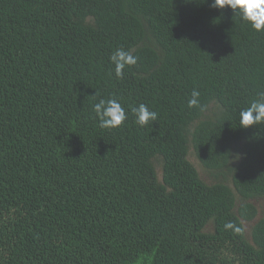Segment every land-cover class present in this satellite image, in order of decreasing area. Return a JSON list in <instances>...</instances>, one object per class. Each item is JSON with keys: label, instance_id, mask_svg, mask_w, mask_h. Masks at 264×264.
Here are the masks:
<instances>
[{"label": "trees", "instance_id": "16d2710c", "mask_svg": "<svg viewBox=\"0 0 264 264\" xmlns=\"http://www.w3.org/2000/svg\"><path fill=\"white\" fill-rule=\"evenodd\" d=\"M211 3L0 0V264H264V32Z\"/></svg>", "mask_w": 264, "mask_h": 264}, {"label": "clouds", "instance_id": "9594fccd", "mask_svg": "<svg viewBox=\"0 0 264 264\" xmlns=\"http://www.w3.org/2000/svg\"><path fill=\"white\" fill-rule=\"evenodd\" d=\"M211 7L218 9L228 7L248 22L254 30L264 32V0H212ZM134 51V49L117 48L111 54L110 61L114 66L113 71L118 79L123 78L126 67L137 64L138 57L134 55ZM199 95L197 89L192 90L191 98L187 102L189 108L198 105ZM259 95V99L252 101L247 108L241 110L239 114L241 127L247 128L264 123V92ZM93 111L99 121V126L104 129L119 127L127 120L125 108L114 98L100 99L93 105ZM131 111L135 116V122L141 127L147 125L149 121L158 119L157 112L150 111L148 106L143 103L131 108ZM224 227L225 229H234L236 232L241 231L232 222H227Z\"/></svg>", "mask_w": 264, "mask_h": 264}]
</instances>
